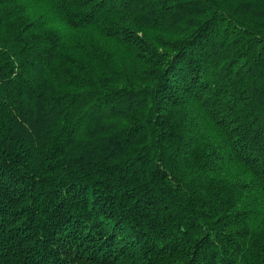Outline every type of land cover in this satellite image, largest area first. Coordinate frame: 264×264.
Segmentation results:
<instances>
[{
  "label": "trees",
  "instance_id": "1",
  "mask_svg": "<svg viewBox=\"0 0 264 264\" xmlns=\"http://www.w3.org/2000/svg\"><path fill=\"white\" fill-rule=\"evenodd\" d=\"M0 264H264V0H0Z\"/></svg>",
  "mask_w": 264,
  "mask_h": 264
}]
</instances>
